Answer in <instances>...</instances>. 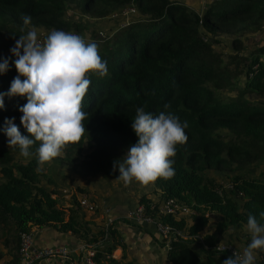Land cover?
Instances as JSON below:
<instances>
[{
  "label": "trees",
  "instance_id": "trees-1",
  "mask_svg": "<svg viewBox=\"0 0 264 264\" xmlns=\"http://www.w3.org/2000/svg\"><path fill=\"white\" fill-rule=\"evenodd\" d=\"M70 10L96 19L128 15L102 38L90 30L109 75L89 74L82 102L87 132L53 160L116 180L114 162L138 140L131 128L136 109L156 114L169 104L168 111L188 123V141L178 146L175 177L151 184L158 199L145 193L137 204L155 223L184 234L172 232L168 239L167 264H222L231 255L215 248L226 231L246 225L249 213L259 219L264 211V179L250 172L264 159V45L244 53L245 37L263 28L264 0H207L201 12L182 0H0V56L31 28L87 29L65 17ZM24 15L32 17L27 26ZM222 35L232 37L226 55L214 49ZM17 75L14 64L0 74V92L6 93ZM25 103L24 97H4L0 140H8L5 118L15 117L21 133L29 135L20 123ZM38 147L39 142L24 157L19 147L0 144V264H19L21 234L45 226L82 241L94 251L95 264H134L112 257L116 248H125L116 222L93 227L82 221L78 194L89 198L87 189L76 184L69 199L57 197L63 193L39 165ZM210 172L227 173L230 187L222 191L209 182ZM166 199L177 203L175 213L158 212ZM255 264H264V251H257Z\"/></svg>",
  "mask_w": 264,
  "mask_h": 264
},
{
  "label": "clouds",
  "instance_id": "clouds-1",
  "mask_svg": "<svg viewBox=\"0 0 264 264\" xmlns=\"http://www.w3.org/2000/svg\"><path fill=\"white\" fill-rule=\"evenodd\" d=\"M25 26L32 17L24 15ZM11 57L0 56V74L10 70L14 64L18 75L12 80L9 90L0 92V109L4 108V97H24L27 100L19 111L20 123L29 135H23L15 124V117L5 118L3 131L9 147H19L24 157L36 149L38 163L43 166L61 156L67 145L81 142L86 128L83 123L88 113L82 110V102L89 91L91 77L109 75L108 62L99 52V45L72 31L51 29L41 39L37 29L32 28L19 36L10 49ZM23 77L24 79H21ZM164 110L154 114L143 107L136 109L131 128L138 137L125 156L114 162L125 185L135 180L150 185L158 179L165 181L175 177L174 158L178 146L188 141L186 121ZM264 211L256 215L249 213L246 229L251 242L242 254L233 253L222 264H255L257 251H264Z\"/></svg>",
  "mask_w": 264,
  "mask_h": 264
},
{
  "label": "crops",
  "instance_id": "crops-1",
  "mask_svg": "<svg viewBox=\"0 0 264 264\" xmlns=\"http://www.w3.org/2000/svg\"><path fill=\"white\" fill-rule=\"evenodd\" d=\"M182 1L192 7L188 0ZM192 8L198 12H201L202 9V7L200 10L197 7ZM79 186L89 191V200L97 205L95 212L84 209L81 211L83 222L93 227L113 221L116 222L118 233L125 248L124 250L116 248L112 253V257L130 260L134 264H167L168 242L163 241L155 223L147 220L136 221L128 217L142 194L150 193L151 199H158L159 192H151L153 190L151 184L145 186L133 180L131 184L125 185L119 179L109 182L100 176H88L79 183ZM64 190L61 199L67 200L70 192L73 191L66 190L67 192L64 194ZM80 196L81 194H78V197ZM208 231H210V228ZM32 237V245L35 248L61 246L67 248L68 251L65 256H56L51 259L37 261L34 264H82V247L84 243L74 235L62 233L52 227L45 226L34 229ZM249 241H251V238L246 225L240 228L230 227L222 239V242L232 244L239 250H244Z\"/></svg>",
  "mask_w": 264,
  "mask_h": 264
},
{
  "label": "rangeland",
  "instance_id": "rangeland-1",
  "mask_svg": "<svg viewBox=\"0 0 264 264\" xmlns=\"http://www.w3.org/2000/svg\"><path fill=\"white\" fill-rule=\"evenodd\" d=\"M188 1L191 3L192 7H197L200 10L202 7V4L205 3V1L207 0H188ZM127 12L128 11L112 15L110 18H107V19H96V18H89L88 16L82 15L78 10H74V11L70 10L66 13L65 17L68 20L76 21V22H79L80 24L83 23L86 26L87 29H84L81 32H75V33L84 36L85 39L88 41H96V38L91 36L90 30H95L96 32L95 36L99 38H102L104 34H108V35L112 34L114 32L113 25L120 22L116 20L119 17H124L125 15L127 17L128 15ZM35 29H37L41 39H43L48 34V31L42 28H35ZM72 32L74 31L72 30ZM231 39L232 37L229 35L220 36L218 38L219 42L214 44L215 51H218L222 53L223 55L231 53L232 52ZM97 41H100V40H97ZM244 41H245V51H244L245 54L250 53L257 46L264 45V25H263V28L259 32L255 34L253 33L248 34L245 37ZM4 57L5 58L11 57V52L8 53ZM11 59L14 60L15 57H11ZM12 65L13 64L10 63V66ZM243 81H244V77H240L239 79L240 84H242ZM247 98L251 99L252 96L248 95ZM0 144H5L8 146V140L6 141L0 140ZM44 170L47 172L49 177L52 178L53 182L59 186L61 192L64 189L74 192L75 191V187H73L74 185L76 184L79 185V183H81V181H83L85 177L92 176V175L85 174L81 170L66 169V167H64L63 165L59 164L57 161H54V160H52L51 162H46L44 164ZM250 172L253 176L264 179V159L258 164V166L251 167ZM207 179L209 182L213 183L214 185H217L216 187H218L222 191L230 187L227 173L210 172V174H207ZM57 197L63 198L62 195L57 196Z\"/></svg>",
  "mask_w": 264,
  "mask_h": 264
},
{
  "label": "built area",
  "instance_id": "built-area-1",
  "mask_svg": "<svg viewBox=\"0 0 264 264\" xmlns=\"http://www.w3.org/2000/svg\"><path fill=\"white\" fill-rule=\"evenodd\" d=\"M133 11V9H130ZM128 13V12H127ZM66 190H64V194H66ZM71 192L69 197L71 196ZM78 201L80 206L89 212H95L97 205L90 201L89 198L85 195H81L78 197ZM178 206L174 199H166L163 200L158 206V212L165 214H173L176 212ZM130 219L139 221V220H147L155 223L150 217L144 215V208L143 205L137 204L133 211L128 216ZM106 223L105 225H107ZM157 226V230L159 235L162 237L164 242H168L169 238L171 237L172 232H174L178 236H184L181 231L174 230L170 226L164 225L162 223H155ZM21 239V247H20V263L19 264H34L37 261L51 259L56 256H65L67 255L68 251L67 248L57 246V247H45V248H35L32 245V232H23L20 236ZM217 251L226 252L229 255H232L234 252L237 254H242L234 245L229 243L221 242L219 243L216 248ZM94 251L83 245L82 247V264H95L93 260Z\"/></svg>",
  "mask_w": 264,
  "mask_h": 264
}]
</instances>
